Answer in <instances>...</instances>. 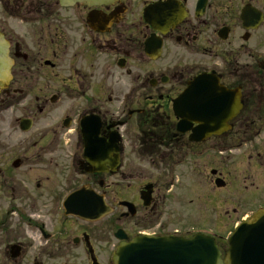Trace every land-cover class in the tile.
<instances>
[{"label":"flooded vegetation","instance_id":"obj_1","mask_svg":"<svg viewBox=\"0 0 264 264\" xmlns=\"http://www.w3.org/2000/svg\"><path fill=\"white\" fill-rule=\"evenodd\" d=\"M0 34L12 64L0 85V264H113L117 230L142 233L119 202L132 201L138 220L164 203L153 178L139 189L154 184L151 208L118 186L130 188L135 154L156 155L163 144L179 154L201 147L194 156L230 190L212 202L227 207L226 218L264 208V0H0ZM206 75L234 111L220 135L191 144L190 132L175 134L174 102ZM212 89L204 83L192 98ZM87 148L105 150L103 172ZM239 177L255 188L237 192ZM87 185L99 204L105 197L109 217L86 221L66 209Z\"/></svg>","mask_w":264,"mask_h":264},{"label":"water","instance_id":"obj_2","mask_svg":"<svg viewBox=\"0 0 264 264\" xmlns=\"http://www.w3.org/2000/svg\"><path fill=\"white\" fill-rule=\"evenodd\" d=\"M59 1L63 5L76 2L92 5L114 0ZM9 69L8 51L0 36V79L9 72ZM190 86L184 96L176 100L174 107L176 113L182 116L178 126L179 130L186 132L191 128L192 121L197 122L199 125L194 129L190 139L200 141L210 136L211 133L226 127L227 114L234 111L235 104L228 101L223 93L222 97L217 96L218 90L221 89L219 86L213 93L192 101L191 96L196 83ZM86 136H88L87 133ZM86 153L94 163L99 155L105 153V150L87 149ZM99 169L102 167L100 166ZM77 200L78 204L74 203L73 207V202ZM66 207L68 211L86 219H97L109 212L105 204L101 203L99 207L98 201L91 200L88 191L84 190L70 197L66 202ZM116 236L121 243L113 254L114 264H264V211L255 213L234 230L224 257H222L215 238L201 233L189 239L176 236L144 235L129 240V236L120 230Z\"/></svg>","mask_w":264,"mask_h":264},{"label":"rangeland","instance_id":"obj_3","mask_svg":"<svg viewBox=\"0 0 264 264\" xmlns=\"http://www.w3.org/2000/svg\"><path fill=\"white\" fill-rule=\"evenodd\" d=\"M18 115L19 114H16V116ZM3 132L5 135V132L8 133L9 131L3 129ZM14 136L17 137L18 134H14ZM5 137L10 141H14L11 136L5 135ZM199 149H201V147L197 148L191 146L188 149L183 148V153L179 154L176 152V148L173 147L172 151L163 144L156 155L153 154L143 158L141 155H134L132 164L134 179L133 182L132 180L130 181L131 183L128 191L126 190L127 183L118 186V190L122 193V196L133 198L139 195V189L143 185V182L153 178V180H156L155 183L160 189V197L165 198L164 203H160L158 206V211L161 210V213H156L148 220H138V218H142V214L135 217L133 216L134 219L131 218L134 221L140 222L141 227L139 230L172 231L173 229H179L183 234L188 235L200 230H209L218 237L228 238L233 227L241 218L250 212L249 209H246L238 215H232L231 218H226L224 212L227 207L225 208L221 202L212 203L214 198H218V195L220 200L224 194L229 195L230 190L218 189L216 187V183L214 179H212L214 178V172L210 171L209 168L205 166L204 159L196 157L193 154ZM186 150L189 152L186 153ZM178 156H182V161L175 163L174 159ZM246 166V164L240 165L239 170L245 169ZM144 168H147L148 172H142ZM199 171H202V176L200 178L198 175ZM237 181V192L243 190L245 194V191L255 188L253 184L254 180H247L239 177ZM170 182H173V185L169 188ZM160 197L159 199H161ZM135 198L140 200L139 197ZM122 210L123 208H118V211L113 214L115 216L113 217L112 215L113 219L120 217ZM142 210L144 211V209ZM125 222L126 226L131 229L133 226L132 222ZM121 224V222H118V225ZM109 238L113 247L115 243L114 237L110 235ZM219 240L222 244L226 242L221 239Z\"/></svg>","mask_w":264,"mask_h":264},{"label":"bare ground","instance_id":"obj_4","mask_svg":"<svg viewBox=\"0 0 264 264\" xmlns=\"http://www.w3.org/2000/svg\"><path fill=\"white\" fill-rule=\"evenodd\" d=\"M150 201V199H146V202L148 203Z\"/></svg>","mask_w":264,"mask_h":264}]
</instances>
